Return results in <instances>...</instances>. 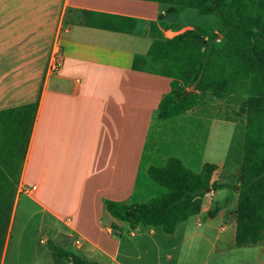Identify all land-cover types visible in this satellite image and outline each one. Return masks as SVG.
<instances>
[{
  "label": "crops",
  "instance_id": "1",
  "mask_svg": "<svg viewBox=\"0 0 264 264\" xmlns=\"http://www.w3.org/2000/svg\"><path fill=\"white\" fill-rule=\"evenodd\" d=\"M166 7L154 0H0V109L35 103L17 184L35 194L41 211L64 222L85 260L177 264L186 234L207 240L214 228L209 253L233 245L234 220L219 212L202 216V205L171 234L150 226L127 231L120 222L115 236L119 228L109 227L115 220L103 209V199L135 196L151 125L174 120L155 117L169 78L159 74L161 61L150 48L192 28L183 14L193 11ZM179 117L242 128L219 118L211 100ZM253 246L254 264H264V241Z\"/></svg>",
  "mask_w": 264,
  "mask_h": 264
},
{
  "label": "trees",
  "instance_id": "2",
  "mask_svg": "<svg viewBox=\"0 0 264 264\" xmlns=\"http://www.w3.org/2000/svg\"><path fill=\"white\" fill-rule=\"evenodd\" d=\"M154 1L166 3V12L194 9L219 23L215 30L205 25L184 29L151 46L152 59L161 61L159 74L169 78L155 117L177 116L200 100L224 103L232 114L219 118L242 124L238 183L213 181L215 163L203 162L193 171L180 158L168 156L163 164L146 167L149 180L163 189L161 193L144 201L103 199V209L113 220L125 223L127 231L150 226L171 234L178 222L199 213L209 190L234 188L233 246L263 242L264 0ZM34 111L35 103L0 109V258ZM217 211L214 206L205 216L211 218ZM119 231L112 234L118 236ZM49 248L53 264H100L59 246Z\"/></svg>",
  "mask_w": 264,
  "mask_h": 264
},
{
  "label": "rangeland",
  "instance_id": "3",
  "mask_svg": "<svg viewBox=\"0 0 264 264\" xmlns=\"http://www.w3.org/2000/svg\"><path fill=\"white\" fill-rule=\"evenodd\" d=\"M188 11L193 12H185L183 20H191L193 26L205 25L214 30L217 28L219 23L215 17L199 15L194 9ZM218 109L221 116L232 114L224 103H220ZM177 116L171 117L174 120H168L171 122L162 121L151 125L139 169L135 196L129 201H144L149 196L163 191L162 188L151 183L144 167L147 166V162H150V165L159 166L163 164L166 156L179 157L184 166L193 171L199 169L200 162L219 164L211 179L232 185L238 183L242 128L239 129L232 122L223 120L212 121L202 117ZM155 140L158 141L156 145ZM17 189L18 184L0 264H53L49 248L51 245L71 250L77 254V239L64 222L56 221L49 213L41 211L39 206L31 200L35 194L29 196L24 193L23 185H21V191ZM16 201H18L17 210H15ZM235 203L236 190L220 188L209 190L204 196L202 206L206 210L214 206L218 207L217 212L231 222L234 220ZM111 224L114 230L119 227L120 222L114 221ZM215 226H219L218 220H215ZM217 232L218 230L214 228L212 234H207L209 237L207 240H199L197 237L189 238L186 234L177 264H254V246L235 248L229 244L224 247L222 253H209V240ZM8 239L13 244L8 243ZM5 249H7L6 257Z\"/></svg>",
  "mask_w": 264,
  "mask_h": 264
},
{
  "label": "built area",
  "instance_id": "4",
  "mask_svg": "<svg viewBox=\"0 0 264 264\" xmlns=\"http://www.w3.org/2000/svg\"><path fill=\"white\" fill-rule=\"evenodd\" d=\"M50 61H52V64L50 65L49 64V68H52V69H54L55 67H56V64L57 63H55V59L54 58H51V60ZM18 191H21V185H18V189H17ZM24 191H25V189H24ZM23 191V192H24Z\"/></svg>",
  "mask_w": 264,
  "mask_h": 264
},
{
  "label": "bare ground",
  "instance_id": "5",
  "mask_svg": "<svg viewBox=\"0 0 264 264\" xmlns=\"http://www.w3.org/2000/svg\"><path fill=\"white\" fill-rule=\"evenodd\" d=\"M17 207H18V205H17ZM17 207H16V209H17ZM14 218H15V215H14ZM16 219H17V217H16ZM14 222V221H13ZM16 222V221H15ZM15 228V227H14ZM10 241V239H8V243H12V242H9ZM13 244V243H12ZM11 245V244H10ZM7 246V245H6ZM10 247V246H9ZM7 249H8V251H9V248L7 247ZM7 249H5L6 250V252L4 253L5 254V257H6V255H7ZM5 260V259H4Z\"/></svg>",
  "mask_w": 264,
  "mask_h": 264
}]
</instances>
